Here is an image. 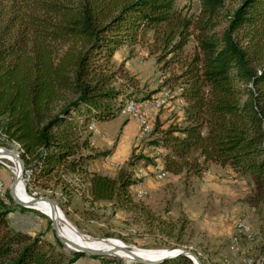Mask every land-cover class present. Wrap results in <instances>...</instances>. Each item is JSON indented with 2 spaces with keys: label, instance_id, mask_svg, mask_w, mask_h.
Here are the masks:
<instances>
[{
  "label": "trees",
  "instance_id": "trees-1",
  "mask_svg": "<svg viewBox=\"0 0 264 264\" xmlns=\"http://www.w3.org/2000/svg\"><path fill=\"white\" fill-rule=\"evenodd\" d=\"M199 1L193 18L177 11L175 0H0V132L19 145L30 179L77 173L89 200L140 208L129 188L141 180L91 170L95 155L78 152L87 145L78 130L91 119H114L127 101L159 91L138 90L132 81L117 86L110 62L117 47L152 30L160 60L180 53L192 33L196 41L175 76L184 124L168 127L157 142L164 170L198 176L214 163L264 187V0H241L220 33L215 28L225 0ZM11 211L0 198V264H72L84 254L44 248L39 236L9 224ZM105 258L109 264H194L183 253L155 263Z\"/></svg>",
  "mask_w": 264,
  "mask_h": 264
},
{
  "label": "rangeland",
  "instance_id": "rangeland-1",
  "mask_svg": "<svg viewBox=\"0 0 264 264\" xmlns=\"http://www.w3.org/2000/svg\"><path fill=\"white\" fill-rule=\"evenodd\" d=\"M240 1H224L223 17L216 31L220 33L227 27L225 16L232 14ZM175 8L183 15L196 18L200 1L175 0ZM195 49L192 33L180 53L168 54L160 60L152 30L140 31L134 42L117 47L110 59L111 68L117 71L115 84L128 85L132 81L135 85L131 87L144 92L157 89L151 101L161 95L167 105L152 115L145 111L143 124L135 122L121 109L114 119H91L78 130V140L87 141L78 152L95 155L89 163L91 170L110 176L124 172L131 174L132 179L141 180L129 188L140 208L124 210L112 201L89 200L83 196L84 177L77 173L59 171L48 177L30 179L31 171L23 172L22 184L31 198L51 199L63 213L58 209L60 215L83 236L112 240L136 256L184 250L194 253L202 264H264V187H258L250 174H238L228 166L214 163L198 176L173 175L164 170V148L157 142L162 131L184 124L183 98L175 76ZM92 121L101 135L91 132ZM0 147L19 152V145L7 140L1 132ZM108 151L110 154H104ZM107 156L118 162L111 164ZM148 161L151 163L147 164ZM16 164L12 158L0 159L3 184L0 198L12 208L7 215L9 224L39 236L44 248L55 253L72 257L69 253L81 252L65 250L50 216L39 209H22L23 206L5 195L15 181L12 169L17 168ZM241 223L247 227L246 232L240 230ZM105 257L117 256L84 253L72 264H109Z\"/></svg>",
  "mask_w": 264,
  "mask_h": 264
},
{
  "label": "bare ground",
  "instance_id": "bare-ground-1",
  "mask_svg": "<svg viewBox=\"0 0 264 264\" xmlns=\"http://www.w3.org/2000/svg\"><path fill=\"white\" fill-rule=\"evenodd\" d=\"M156 102L158 101L157 97H154L153 100L151 99L142 101V102H135L133 100H129L125 103V105L122 107V113L130 115V117L137 123L143 124L145 122V118L143 117L144 112L146 111L143 104L146 102ZM165 100L161 99V104H164ZM182 104H184V101L182 99ZM130 109V110H128ZM89 128L93 134H100L96 128V124L94 121L89 123ZM19 152L17 153L13 152L12 150L2 148L0 147V159L4 158H12L14 159L18 165L17 168L14 169V174H16L15 177V185L13 187V194L22 202H26L28 204H31L33 208L39 209L40 211L44 212L48 216L52 218L54 221V225L57 229V233L62 236L65 249H80V250H88L93 252L102 251L105 254H114L117 257H120L122 259H126L129 262H133L137 258L144 259L146 261H155L162 256L166 255V253H158V254H138V256L131 254V250L129 248H126L122 245H120L117 242L110 241V240H104V239H98V238H89L83 236L77 228L64 216H61L58 212L57 205L53 202H47L45 200H38L34 201L33 198H31L24 189V186L22 184V180L19 177L20 175V162L19 158L17 156ZM107 158H112L110 156H107ZM113 164V163H111ZM115 165V164H113ZM24 169V166H23ZM26 172V171H25ZM1 190V186H0ZM56 205V206H55ZM61 212V210L59 209ZM62 213V212H61ZM63 215V213H62ZM63 223H66V226H63ZM239 228L241 231L246 232L248 229L244 226V224H239ZM59 231V232H58ZM73 246V247H72ZM90 249V250H89ZM133 252V251H132Z\"/></svg>",
  "mask_w": 264,
  "mask_h": 264
},
{
  "label": "water",
  "instance_id": "water-1",
  "mask_svg": "<svg viewBox=\"0 0 264 264\" xmlns=\"http://www.w3.org/2000/svg\"><path fill=\"white\" fill-rule=\"evenodd\" d=\"M17 156H18V158H19V162H20V168H19L20 175H19V177L22 178V174H23V170H24V169H23V161L20 159V157H19V153L17 154ZM15 183H16V181H14V182L10 185V192H9V194H10V196L12 197V200H13L15 203H17V204H19V205H21V206H23V207L36 209V208H33V206H32L31 204H28V203H26V202H22L21 200H19V199L13 194V187H14ZM33 199H34V201L45 200V201H47V202H52L51 199H48V198H45V197H35V198L33 197ZM53 227L56 228L54 224H53ZM57 236H58L59 240L63 242V238H62V236H60L58 233H57ZM64 248H65V246H64ZM65 250H66L67 252H71V251H81V252H84V253L87 254V255L96 254V253L105 254V253H103V252H93V251L80 250V249H68V250L65 249ZM180 253H183V254L187 255V256L193 261L194 264H200L199 259L197 258V256H196L194 253H192V252H190V251H184V250H182V251H169V250H168L166 255L162 256V258H160V259H158V260H155V261H146V260L141 259V258H137V259H135L134 261H135V262H144V263H155V262H158V261H161V260H164V259H167V258L173 257V256H175V255H177V254H180ZM108 255H114V254H108Z\"/></svg>",
  "mask_w": 264,
  "mask_h": 264
},
{
  "label": "built area",
  "instance_id": "built-area-1",
  "mask_svg": "<svg viewBox=\"0 0 264 264\" xmlns=\"http://www.w3.org/2000/svg\"><path fill=\"white\" fill-rule=\"evenodd\" d=\"M166 105L167 104H161V95H160L158 101H156V102H148L147 101L146 103L143 104L145 110L148 113H150V115L155 114L158 110H160V108H162V107H164ZM128 110H130V109H128ZM110 159H112V158H107V160L110 161V163L118 162V161H113V160H110ZM12 171L14 172V169H12ZM25 171L26 170H23L24 173H25ZM0 186H1V188H3V184L1 182V180H0Z\"/></svg>",
  "mask_w": 264,
  "mask_h": 264
},
{
  "label": "crops",
  "instance_id": "crops-1",
  "mask_svg": "<svg viewBox=\"0 0 264 264\" xmlns=\"http://www.w3.org/2000/svg\"><path fill=\"white\" fill-rule=\"evenodd\" d=\"M96 121H98V120H96ZM97 124H98V122H97ZM162 161H163V159H162ZM163 165H164V162H163ZM139 173V172H138ZM142 175V172H140L139 173V176H141ZM174 175V174H173ZM147 185V184H146ZM142 186H143V183H142Z\"/></svg>",
  "mask_w": 264,
  "mask_h": 264
}]
</instances>
